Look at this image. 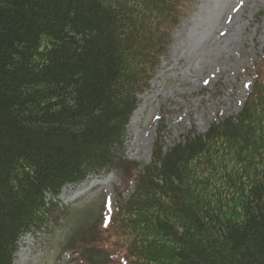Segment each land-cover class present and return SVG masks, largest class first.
Returning a JSON list of instances; mask_svg holds the SVG:
<instances>
[{
	"label": "trees",
	"instance_id": "trees-1",
	"mask_svg": "<svg viewBox=\"0 0 264 264\" xmlns=\"http://www.w3.org/2000/svg\"><path fill=\"white\" fill-rule=\"evenodd\" d=\"M189 1L0 0V264L66 185L123 169L137 188L70 240L78 264H264V61L238 115L143 171L117 154Z\"/></svg>",
	"mask_w": 264,
	"mask_h": 264
},
{
	"label": "rangeland",
	"instance_id": "rangeland-1",
	"mask_svg": "<svg viewBox=\"0 0 264 264\" xmlns=\"http://www.w3.org/2000/svg\"><path fill=\"white\" fill-rule=\"evenodd\" d=\"M183 13L167 52L138 95L140 114L133 123L134 112L125 147L117 152L140 171L151 163L156 143L166 152L189 133H207L213 124L238 115L260 77L264 0H190ZM129 175L115 170L65 186L45 230L23 235L15 264H78L80 255L70 240L77 237L81 243L101 213L113 212L120 198L135 192L136 180Z\"/></svg>",
	"mask_w": 264,
	"mask_h": 264
},
{
	"label": "bare ground",
	"instance_id": "bare-ground-1",
	"mask_svg": "<svg viewBox=\"0 0 264 264\" xmlns=\"http://www.w3.org/2000/svg\"><path fill=\"white\" fill-rule=\"evenodd\" d=\"M187 21H190V20L187 19V20H185L184 22H187ZM183 25H184V23H183ZM186 25H187V24H186ZM139 114H140V113H139L138 109H136V110H135V116H134L133 121H132L133 123H134L135 119L139 116ZM132 122H131V123H132Z\"/></svg>",
	"mask_w": 264,
	"mask_h": 264
}]
</instances>
